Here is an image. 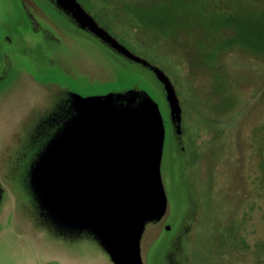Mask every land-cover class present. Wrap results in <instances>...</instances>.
<instances>
[{"label": "rangeland", "instance_id": "1", "mask_svg": "<svg viewBox=\"0 0 264 264\" xmlns=\"http://www.w3.org/2000/svg\"><path fill=\"white\" fill-rule=\"evenodd\" d=\"M58 1L135 62L76 29ZM258 3L0 0V264H111L89 238L65 240L30 221L25 177L44 137L27 139L52 84L80 95L136 88L157 104L167 211L145 226L144 264H264V52L209 56L221 19H251Z\"/></svg>", "mask_w": 264, "mask_h": 264}, {"label": "water", "instance_id": "2", "mask_svg": "<svg viewBox=\"0 0 264 264\" xmlns=\"http://www.w3.org/2000/svg\"><path fill=\"white\" fill-rule=\"evenodd\" d=\"M155 77L171 110L167 85ZM67 97L28 168L32 197L55 227L89 234L111 264H144L145 226L159 225L167 211L157 104L135 88Z\"/></svg>", "mask_w": 264, "mask_h": 264}, {"label": "flooded vegetation", "instance_id": "3", "mask_svg": "<svg viewBox=\"0 0 264 264\" xmlns=\"http://www.w3.org/2000/svg\"><path fill=\"white\" fill-rule=\"evenodd\" d=\"M57 7H58V11L60 12V14L64 15L76 29H78L82 33L87 34L91 39L95 40L96 43H98V45L100 47H106V48L110 49L114 53L115 56H122L125 59L132 61L131 59L125 57L124 54L120 53L115 48H113L107 41L102 40L100 37L96 36L93 33V31L89 28L88 25L82 24L76 18V16H74L71 12L65 10L61 6L60 7L57 6ZM133 62H135V61H133ZM159 84L161 85V88L163 90L162 84L160 82H159ZM41 87H43V86H41ZM43 88H45V89H42V88L41 89L45 92V95L48 97L47 104H49L51 106L49 107V105H48L49 108L47 107L48 109H46L43 112V114H41L40 116H38V117L35 116L39 120L36 123L34 130L29 134L28 139H27V141L31 145L33 143H35L34 145H36V143L41 141V139H43V137H44V142L48 139V137L51 135V133L55 127V119H56L57 113L64 106V104L68 98L67 95L72 92V91H70L64 87H62L63 88L62 89L59 85H55V84H52L51 88L49 86L43 87ZM54 91H55V93H54ZM173 126H174V124H173ZM173 134H174L175 138L177 139L178 138L177 134H175V133H173ZM29 144H28V146H29ZM37 152H36V154H37ZM34 158H35V156H34ZM27 172H28V170H27ZM27 172H26V177H25V186H26V191L29 192V194L31 196L32 205H33V213L31 216L32 218L30 219L32 224L36 228L39 227L44 231H50L53 235L58 236V237L65 239V240L89 238L90 240H92L96 243V241L86 232H82V231L77 232L74 230L59 229V228L55 227L54 225H52L49 222V220L46 219L43 214H41V212L39 211V209H38V207H37V205H36V203L32 197L31 191L29 189V185H28V181H27V179H28ZM4 190L5 189H3L2 185L0 184V201L2 199V194H3ZM10 213H11V215L16 214V212H14L12 210ZM163 225H164V223H163Z\"/></svg>", "mask_w": 264, "mask_h": 264}, {"label": "trees", "instance_id": "4", "mask_svg": "<svg viewBox=\"0 0 264 264\" xmlns=\"http://www.w3.org/2000/svg\"><path fill=\"white\" fill-rule=\"evenodd\" d=\"M258 1L252 0L253 4L256 5H259ZM143 5H147L146 2ZM226 29L229 30L228 34H222V31ZM217 31L219 33L218 39L217 42L211 43L209 56L216 58L218 54L221 55L231 47L261 55L264 52V6L251 19L239 17L236 14L226 16L221 19ZM168 123L172 133H175L173 122L169 120ZM253 233L251 232L250 235ZM239 240L244 248L247 247L244 239L241 240L240 237Z\"/></svg>", "mask_w": 264, "mask_h": 264}]
</instances>
